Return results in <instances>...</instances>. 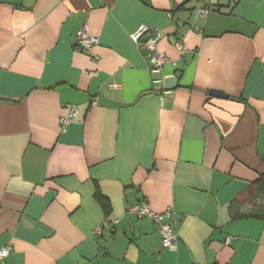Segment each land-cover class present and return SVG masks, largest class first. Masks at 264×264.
Here are the masks:
<instances>
[{
    "label": "crops",
    "instance_id": "crops-1",
    "mask_svg": "<svg viewBox=\"0 0 264 264\" xmlns=\"http://www.w3.org/2000/svg\"><path fill=\"white\" fill-rule=\"evenodd\" d=\"M142 24L160 74L129 37ZM0 96L18 100L0 101L10 264H264V0H0ZM143 201L176 212L177 251L127 213Z\"/></svg>",
    "mask_w": 264,
    "mask_h": 264
},
{
    "label": "built area",
    "instance_id": "built-area-1",
    "mask_svg": "<svg viewBox=\"0 0 264 264\" xmlns=\"http://www.w3.org/2000/svg\"><path fill=\"white\" fill-rule=\"evenodd\" d=\"M209 14V9L205 8L200 10L199 15L206 17ZM131 41L134 43L136 48L143 51L146 59L148 60L149 70L153 74H160L165 64L169 62L168 57L158 51V41L162 38V34L158 29H151L147 25L142 24L129 35ZM76 43L84 50H88L92 45L97 43V39L88 34L87 28L83 27L77 32ZM178 48H182L180 41L176 43ZM158 83H162L163 79L159 78L156 80ZM112 88L117 89L118 84H112ZM166 94L169 91L165 92ZM77 106H68V114L61 118L62 126L66 127L69 123L77 116ZM127 213L138 219H151L158 223L159 231L162 236V247L170 251H177L179 237L177 233V226L179 218L176 212L172 209H168L163 213H157L153 211L148 202L143 201L139 204L131 206ZM112 224H117L118 220L112 221ZM103 226L98 225L94 228V235H100L102 233ZM232 237H227L225 244L230 245ZM12 252V246L6 245L0 248V264H10L8 258Z\"/></svg>",
    "mask_w": 264,
    "mask_h": 264
},
{
    "label": "water",
    "instance_id": "water-1",
    "mask_svg": "<svg viewBox=\"0 0 264 264\" xmlns=\"http://www.w3.org/2000/svg\"><path fill=\"white\" fill-rule=\"evenodd\" d=\"M179 77H180V73L175 74L173 76L164 77L163 78L164 88L165 89H173L175 86V82ZM210 94L213 96H216V97H222V98L228 97L227 95H225L224 93L219 92V91H211ZM0 101L14 102V101H18V100L13 99V98L0 96ZM100 105L103 107H108V108H124V107L132 106L133 104L114 101V100L109 99L107 96L102 95L101 99H100Z\"/></svg>",
    "mask_w": 264,
    "mask_h": 264
}]
</instances>
